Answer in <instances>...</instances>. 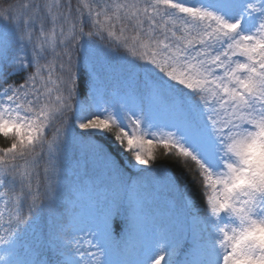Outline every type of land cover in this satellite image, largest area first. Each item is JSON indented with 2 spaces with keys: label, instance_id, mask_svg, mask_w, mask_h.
I'll return each mask as SVG.
<instances>
[{
  "label": "snow or ice",
  "instance_id": "snow-or-ice-1",
  "mask_svg": "<svg viewBox=\"0 0 264 264\" xmlns=\"http://www.w3.org/2000/svg\"><path fill=\"white\" fill-rule=\"evenodd\" d=\"M0 138V264H264V0H0Z\"/></svg>",
  "mask_w": 264,
  "mask_h": 264
},
{
  "label": "trees",
  "instance_id": "trees-1",
  "mask_svg": "<svg viewBox=\"0 0 264 264\" xmlns=\"http://www.w3.org/2000/svg\"><path fill=\"white\" fill-rule=\"evenodd\" d=\"M83 86V81H82ZM0 143H3L2 138H0ZM105 146L113 152V154L116 153V148L114 145L111 144V142H105ZM80 157V152L76 147H73L70 149L65 156L64 160V166L68 173V182L70 184H76L79 183V180L84 177V171L82 168L77 167V159ZM162 164L170 167H174L179 171V167L177 165H173L171 161L168 160H162ZM89 175H91V169H89Z\"/></svg>",
  "mask_w": 264,
  "mask_h": 264
}]
</instances>
